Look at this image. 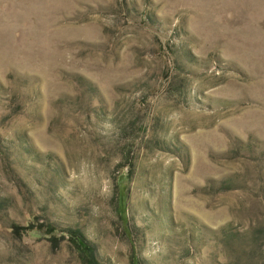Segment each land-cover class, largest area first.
Listing matches in <instances>:
<instances>
[{
  "label": "rangeland",
  "instance_id": "1",
  "mask_svg": "<svg viewBox=\"0 0 264 264\" xmlns=\"http://www.w3.org/2000/svg\"><path fill=\"white\" fill-rule=\"evenodd\" d=\"M91 261L264 264V0H0V264Z\"/></svg>",
  "mask_w": 264,
  "mask_h": 264
},
{
  "label": "trees",
  "instance_id": "2",
  "mask_svg": "<svg viewBox=\"0 0 264 264\" xmlns=\"http://www.w3.org/2000/svg\"><path fill=\"white\" fill-rule=\"evenodd\" d=\"M70 234H71V237L72 239L76 242V244L80 245L82 244V246L80 245V249L83 251V245L86 246L89 250V252L91 253V256L94 257V252H93V247L91 245H86L84 242H83V235L78 231V230H73V229H70ZM74 234L76 236H74ZM79 239V240H77ZM92 263V261L90 262V264ZM95 264V263H93Z\"/></svg>",
  "mask_w": 264,
  "mask_h": 264
}]
</instances>
